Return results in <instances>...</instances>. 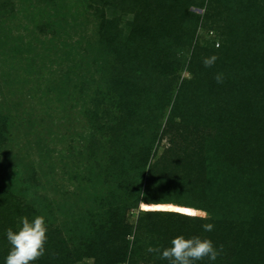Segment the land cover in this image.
Listing matches in <instances>:
<instances>
[{
  "label": "trees",
  "instance_id": "16d2710c",
  "mask_svg": "<svg viewBox=\"0 0 264 264\" xmlns=\"http://www.w3.org/2000/svg\"><path fill=\"white\" fill-rule=\"evenodd\" d=\"M89 1L101 5L94 8L95 46L108 88L95 89L86 116L110 147L105 165L96 166L104 169L106 194L59 226L46 197H27V185L1 188L0 264L10 248L7 229L41 215L48 239L34 264H138L136 258L168 264L144 253L142 227L152 234L148 247L163 249L178 235L222 246L216 261L196 264H264V0ZM14 2L0 0V13H10ZM211 21L220 44L202 46L196 31L204 26L213 36ZM185 48L190 76L172 89ZM211 56L216 61L205 67ZM192 127L207 134L186 145L170 142L168 157L155 159L163 137ZM3 131L0 124V147ZM170 204H189L210 219L178 214ZM139 205L142 217L133 227L127 213ZM205 223L213 230L204 231Z\"/></svg>",
  "mask_w": 264,
  "mask_h": 264
},
{
  "label": "rangeland",
  "instance_id": "374dc122",
  "mask_svg": "<svg viewBox=\"0 0 264 264\" xmlns=\"http://www.w3.org/2000/svg\"><path fill=\"white\" fill-rule=\"evenodd\" d=\"M99 6L89 0H15L10 13H0V124L5 136L0 189L27 185V197L44 196L54 205L51 220L59 226L96 206V199L107 191L100 174L104 169L96 166L105 165L110 147L86 116L95 89L108 88L102 84L101 56L95 46L100 20L94 8ZM190 10L204 14V9ZM207 23L213 36L201 26L195 34L198 42L220 44L215 21ZM189 53L185 48L180 54L172 89L190 76L185 68ZM193 127L183 136L174 128L175 138L163 137L155 159L168 157L170 142L173 147L186 145L207 134L204 127ZM170 205L191 211H174L178 214L204 218L205 211L189 204ZM141 206L127 213L133 227L142 217ZM151 235L144 227L137 234L145 254Z\"/></svg>",
  "mask_w": 264,
  "mask_h": 264
},
{
  "label": "clouds",
  "instance_id": "9594fccd",
  "mask_svg": "<svg viewBox=\"0 0 264 264\" xmlns=\"http://www.w3.org/2000/svg\"><path fill=\"white\" fill-rule=\"evenodd\" d=\"M216 59V56L206 57L203 64L205 67H211ZM215 79L218 83L222 82V74H217ZM203 217L210 219L206 212ZM202 227L204 231H212L214 225L205 223ZM47 231L44 216H36L32 220L26 216L21 217L15 231L12 228L6 231L10 248L4 264H34L45 254ZM147 251L158 254L159 258L168 261V264H196L205 258L211 262L216 261L222 252V246L218 249L209 239L198 236L185 238L178 235L170 241V246L163 249L150 246Z\"/></svg>",
  "mask_w": 264,
  "mask_h": 264
}]
</instances>
